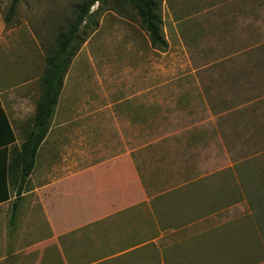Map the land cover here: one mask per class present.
<instances>
[{
	"label": "rangeland",
	"instance_id": "rangeland-1",
	"mask_svg": "<svg viewBox=\"0 0 264 264\" xmlns=\"http://www.w3.org/2000/svg\"><path fill=\"white\" fill-rule=\"evenodd\" d=\"M10 2L0 0V73L11 71L2 78L3 87L18 75L23 78L29 63L36 64V76H41L47 52L79 0H19L5 22ZM162 17L165 50L151 46L136 19L113 9L101 12L97 27L72 59L55 119L69 112V127L75 129V118L84 114L89 145L97 101L105 116L102 128H108L105 102L110 98H147L155 109L150 126L159 125L149 128L148 139L164 137L162 144L171 146L166 168L218 179L211 173L239 161L243 193L237 203L196 218L189 214L194 213L191 207H207L208 192H202L205 200L179 193L163 217L172 225L193 222L156 242H180V247L158 250L150 243L142 258L162 264L163 255L172 258L175 252L176 264H264V209L251 210L254 203L264 204V0H163ZM215 189L212 197L223 201Z\"/></svg>",
	"mask_w": 264,
	"mask_h": 264
},
{
	"label": "crops",
	"instance_id": "crops-1",
	"mask_svg": "<svg viewBox=\"0 0 264 264\" xmlns=\"http://www.w3.org/2000/svg\"><path fill=\"white\" fill-rule=\"evenodd\" d=\"M25 66L24 77L18 75L9 87L2 86V78L11 71L0 73V264H148L142 252L150 243L158 250L179 248L180 242L156 241L193 221L172 225L163 215L172 210L179 193L205 200L202 192L208 186L228 184L234 162L211 173L218 179H197L166 168L171 146L162 144L164 137L148 139L149 128L159 125L150 126L155 109L147 98H110L105 102L108 128H102L105 116L97 101L92 142L86 145L84 114L75 118V129L69 127V112L55 119L65 77L32 171L17 194L10 161L34 115L40 85L36 64ZM134 135H140V141ZM205 195L210 204L191 207V217L206 218L228 209L222 208L224 201ZM174 253L172 258L163 255L162 264H176Z\"/></svg>",
	"mask_w": 264,
	"mask_h": 264
},
{
	"label": "trees",
	"instance_id": "trees-1",
	"mask_svg": "<svg viewBox=\"0 0 264 264\" xmlns=\"http://www.w3.org/2000/svg\"><path fill=\"white\" fill-rule=\"evenodd\" d=\"M162 1L79 0L74 5L72 15L66 19V26L58 31L55 45L47 52L44 69L39 77V94L36 100L34 115L24 127L20 148L15 149L12 160L10 161V179L17 194L20 193L22 184L27 180L32 171L37 150L51 124L64 79L72 59L90 32L97 27L100 13L106 9H113L120 14L136 19L140 27L145 31L151 46L165 50L167 49L168 42L162 31ZM18 2L19 0H11L7 15L4 18L5 22H9L14 15ZM96 3L98 4L97 7L92 9ZM240 164L239 161L234 162V166L228 170L230 172L228 176L229 183L224 186H218V189L214 191L217 195H223L222 200L224 203L221 204L222 208L230 207L235 202L237 195H239V199L243 193L241 189L243 179L240 175V168L242 166ZM213 190L214 187L208 186L207 195L212 196L210 192ZM239 190L240 194H236ZM248 200L250 202V199ZM226 202H230V204ZM256 209H264V204L257 207L254 203V207L251 210ZM236 221L233 219V223ZM222 244V242H217L214 245L219 247ZM104 252L106 251H102V253ZM203 258L202 256L201 260Z\"/></svg>",
	"mask_w": 264,
	"mask_h": 264
}]
</instances>
